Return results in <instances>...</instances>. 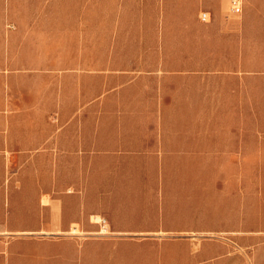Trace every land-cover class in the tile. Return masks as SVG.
Wrapping results in <instances>:
<instances>
[{"label": "crops", "instance_id": "obj_1", "mask_svg": "<svg viewBox=\"0 0 264 264\" xmlns=\"http://www.w3.org/2000/svg\"><path fill=\"white\" fill-rule=\"evenodd\" d=\"M166 1L0 3V264H32V254L42 253L32 246L39 243L31 235L57 236L76 226L88 232L98 230L95 216H100L115 235L159 237L231 231L238 229L240 220L248 218L255 186L253 181H240L237 174L232 175L238 172L237 167H227L223 171L227 175L215 176V182L210 184L203 178L210 172L208 167L192 166L186 159L183 164H169V159L160 165H122L108 163L106 158L249 155L239 151L249 149V145L240 143L249 141L248 134L255 133L253 85H220L213 101L207 100L205 85L190 91L185 86L177 90L168 86L150 93L136 92L134 101L138 108H143L144 102H152L146 107L198 109L197 122L191 118V128L184 133L175 134L162 127L159 134L143 138L138 133L140 128L127 127L121 137L97 140L93 132L85 139L71 129H66L71 131L69 135L64 133V109L85 108L93 116L96 104L92 88L82 99L80 93L64 86V77L212 75L201 67H162L164 61L175 59L163 52L159 41L163 30L172 27L157 19L152 21L151 6L154 3L158 8ZM193 1L197 9L204 10L199 13V21L182 27L184 43L189 48L179 60H202L191 57L194 49L190 47L202 46L208 29L217 31L215 38L219 42L230 38L239 44L238 36L234 37L239 28L222 20L219 13L227 9L228 16L234 15L229 11L230 0ZM202 12L209 14L207 21L201 19ZM241 29L247 43L254 27L246 22ZM240 52L246 53L247 49L235 51L237 55ZM216 60H222V56ZM232 60L241 61L239 55ZM148 61L154 65L144 67L143 62ZM214 71V75L223 77L240 76L249 70L236 64ZM107 98L104 95L103 104L108 103ZM208 108H214V129L208 128ZM91 118L93 122L94 117ZM74 120L77 119L72 117L71 123ZM75 156L86 157V164L63 165V157ZM96 156L103 157L98 166ZM32 157L58 158L54 178L49 175L50 167L32 166ZM212 191L225 203L216 214L208 206L207 196ZM259 195L264 200V187ZM240 204L246 208L240 209ZM261 219L264 220V211ZM59 254L57 250L51 252L53 256Z\"/></svg>", "mask_w": 264, "mask_h": 264}, {"label": "rangeland", "instance_id": "obj_2", "mask_svg": "<svg viewBox=\"0 0 264 264\" xmlns=\"http://www.w3.org/2000/svg\"><path fill=\"white\" fill-rule=\"evenodd\" d=\"M5 3V0H0ZM204 9H197L193 0H167L159 4L157 8L154 3L151 6V20L166 22L172 28L163 30L160 35V43L163 52L174 60L164 61L163 68L189 69L206 68L212 75L206 77L183 76V77H156V76H94V77H64V86L73 88L80 93L82 99L86 98L87 90L93 89L95 94L94 114L90 110L64 109V133L71 131L77 136L86 138L93 132L97 140L102 137L116 138L124 134L127 127L140 128L138 133L143 138H151L159 134V129L164 127L171 132L184 133L191 128V118L198 120V109L189 108H152L146 105H153L152 102H144L143 108L136 107L134 97L136 92L143 94L157 91L159 88L165 90L168 86H174L175 90L185 86L187 91L197 86L205 85L207 88V100L213 101L218 86H232L248 84L255 87L253 93L254 110V134H248L249 141L241 144L249 145V149L240 150L235 157H207V158H162V157H108V163L132 164L143 163L150 165L183 164L185 159L190 161L192 166L206 165L210 171L204 174V181L213 184L215 176H225L227 167L238 172L240 181H253L255 186L254 203L249 210L246 220H240L238 229L231 231H218L205 235H183V236H152V235H115L110 231L107 223L102 221L100 216L93 218L99 225L98 230L84 231L79 226L74 227L69 233L53 236L48 234H34L31 239L32 246L38 248V252L30 257L32 264L40 261L51 263L61 261L63 264H264V220L261 219L264 211V200L259 197L264 187V0H244V11L240 15H227V9L219 10L222 20L230 21L235 30L236 39H224L222 42L216 40V30H207V40L202 46H191V57H200L201 61H182L186 56V46L183 37V26L199 21V13ZM213 20V16L212 19ZM249 22L254 27L252 38L246 43L242 37V26ZM162 32V31H160ZM173 34V35H171ZM161 38H163L161 40ZM75 39V38H74ZM242 41V43H241ZM247 49L246 53H239L237 61L232 60L238 56L235 51ZM200 49V51H198ZM222 56V60L216 57ZM144 67H152L154 62H143ZM242 67L249 71H243L240 76H216L213 73L218 67ZM246 72V73H244ZM148 95L150 96V94ZM189 94V93H188ZM106 95L107 102L103 104V97ZM140 96V95H139ZM214 108L207 109V124L209 129L216 127L214 119ZM53 115L51 117L53 118ZM75 118L73 123L70 119ZM94 120L92 122V118ZM71 129V131H66ZM241 130V126H240ZM242 137V134H238ZM251 138L253 140H251ZM251 146L253 147L252 149ZM244 148H247L246 146ZM54 157H32V166L38 169L46 165L50 167L54 178ZM87 158L82 156L63 157L62 163L65 166H78L86 164ZM103 163L102 156L95 157L96 166ZM191 166V165H190ZM223 167V168H222ZM179 170V169H176ZM180 173H174L177 176ZM208 206L216 214L220 207L225 206L221 197L214 191L207 196ZM242 201V200H240ZM222 206V207H223ZM246 205L240 204V209ZM218 224L219 222L216 221ZM222 225V224H221ZM223 227L219 226L218 228ZM57 250L61 255L53 256L51 252ZM45 252L47 253L44 257Z\"/></svg>", "mask_w": 264, "mask_h": 264}, {"label": "built area", "instance_id": "obj_3", "mask_svg": "<svg viewBox=\"0 0 264 264\" xmlns=\"http://www.w3.org/2000/svg\"><path fill=\"white\" fill-rule=\"evenodd\" d=\"M244 10V0H230L229 11L234 15H240ZM201 19L207 21L210 16L206 12L201 13Z\"/></svg>", "mask_w": 264, "mask_h": 264}]
</instances>
